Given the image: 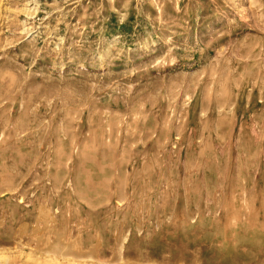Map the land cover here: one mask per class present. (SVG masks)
Here are the masks:
<instances>
[{"label": "rangeland", "instance_id": "obj_1", "mask_svg": "<svg viewBox=\"0 0 264 264\" xmlns=\"http://www.w3.org/2000/svg\"><path fill=\"white\" fill-rule=\"evenodd\" d=\"M0 264H264V0H0Z\"/></svg>", "mask_w": 264, "mask_h": 264}]
</instances>
